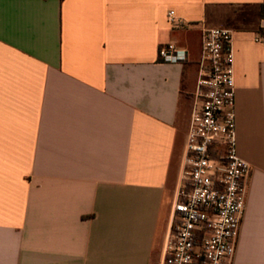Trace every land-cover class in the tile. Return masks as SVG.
<instances>
[{
	"label": "crops",
	"instance_id": "obj_1",
	"mask_svg": "<svg viewBox=\"0 0 264 264\" xmlns=\"http://www.w3.org/2000/svg\"><path fill=\"white\" fill-rule=\"evenodd\" d=\"M263 1L0 0V264H162L203 27L233 31V264H264ZM169 42L188 60H160Z\"/></svg>",
	"mask_w": 264,
	"mask_h": 264
},
{
	"label": "built area",
	"instance_id": "obj_2",
	"mask_svg": "<svg viewBox=\"0 0 264 264\" xmlns=\"http://www.w3.org/2000/svg\"><path fill=\"white\" fill-rule=\"evenodd\" d=\"M170 10L169 21L182 25ZM160 60L184 62L185 47H159ZM182 178L162 264H233L246 208L249 164L239 155L233 31L203 27Z\"/></svg>",
	"mask_w": 264,
	"mask_h": 264
},
{
	"label": "rangeland",
	"instance_id": "obj_3",
	"mask_svg": "<svg viewBox=\"0 0 264 264\" xmlns=\"http://www.w3.org/2000/svg\"><path fill=\"white\" fill-rule=\"evenodd\" d=\"M256 13V10L255 9H252V10H247V11H245L244 13H246V14H252V13Z\"/></svg>",
	"mask_w": 264,
	"mask_h": 264
},
{
	"label": "trees",
	"instance_id": "obj_4",
	"mask_svg": "<svg viewBox=\"0 0 264 264\" xmlns=\"http://www.w3.org/2000/svg\"><path fill=\"white\" fill-rule=\"evenodd\" d=\"M260 7H261V13L264 14V1H263V3L261 4Z\"/></svg>",
	"mask_w": 264,
	"mask_h": 264
}]
</instances>
